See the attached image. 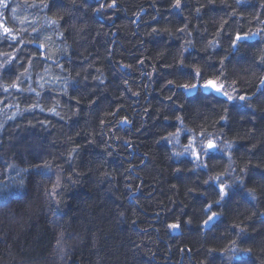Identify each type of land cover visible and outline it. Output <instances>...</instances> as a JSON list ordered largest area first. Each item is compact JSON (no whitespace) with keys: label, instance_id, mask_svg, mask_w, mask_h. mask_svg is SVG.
Wrapping results in <instances>:
<instances>
[{"label":"trees","instance_id":"trees-1","mask_svg":"<svg viewBox=\"0 0 264 264\" xmlns=\"http://www.w3.org/2000/svg\"><path fill=\"white\" fill-rule=\"evenodd\" d=\"M3 3L0 264H264V0Z\"/></svg>","mask_w":264,"mask_h":264},{"label":"snow or ice","instance_id":"snow-or-ice-1","mask_svg":"<svg viewBox=\"0 0 264 264\" xmlns=\"http://www.w3.org/2000/svg\"><path fill=\"white\" fill-rule=\"evenodd\" d=\"M116 4V0H112V3L108 5V7H115ZM0 5H2L4 8H7L8 5L6 3H3V0H0ZM42 6L43 7H48L47 3H43L42 0ZM177 7L180 6V0H176V5ZM104 7V5H101V8ZM100 9H97V11H99ZM256 19H259V17H256ZM0 29H2V34L6 39H16V36L13 34V31L7 27H4L3 24V20H0ZM262 33H264V28H259L256 32H249L247 34L241 35L239 33H236L234 36L230 37L231 41H232V47L233 49L237 48V45L241 42H243L244 40H250L256 36L261 35ZM7 55V54H5ZM261 62L264 63V56H262L261 58ZM11 59H7L5 61H3L2 63H0V67L3 68H7L8 65L11 64ZM180 64L183 65V61H180ZM200 77H201V73L200 70L197 68L194 70L193 72V79L196 80L197 82L195 83H183L178 85L179 87L183 88L186 92H195V91H204V92H209V91H214L216 94L222 96L225 98L226 102H244L245 107L251 106L250 102L252 100V97L250 96H246V95H232L229 94L228 91L225 90V86L222 82H219L216 79H212V78H208L203 80V82H200ZM169 84H174V81H169ZM259 85L260 87H264V77H261V79L259 80ZM16 86V85H14ZM259 90V89H258ZM222 119H227V117H221ZM201 135H203V133H201ZM205 139L207 140V143L205 144L204 140L200 141L199 147L201 152H203V154L205 156L209 155V150H217V144L214 143V141L211 139L210 136L205 137ZM195 138H193V141H190L189 145L185 148L186 152H191L193 155H195L197 158H199L200 156V152H197L195 150ZM228 147H231V145H228ZM37 169L44 167V168H48L49 166L47 164L41 166V165H36L35 166ZM206 167V165H205ZM246 171V169L244 170ZM40 174V173H38ZM210 180H215V181H219L220 178L219 176L217 177H210ZM59 181H57V185H58ZM205 183H208V181H205ZM241 183H243L241 181ZM57 185H53L51 190H47L48 194L51 196H55L56 195V187ZM20 189H23L24 187V182L20 181L19 184ZM220 187V192H219V196L220 199L217 200L215 203L219 204L221 200L224 199V196L227 195V193L225 192V187H231L230 185H225L223 182L220 183L219 185ZM247 194L249 195V197L251 199H255V189H246ZM20 192H0V205H4L6 206L7 201L14 197V196H19ZM213 208L212 204H207L204 211L209 213L208 218L204 221V224L207 225L210 221H212L216 216L217 213L215 211H211V209ZM170 228L172 229H178L180 227L179 224H171L169 225ZM241 231H244L243 229H241ZM59 243V242H58ZM235 243V242H233ZM244 251L250 252L251 249H246ZM233 252H235V249H233Z\"/></svg>","mask_w":264,"mask_h":264},{"label":"rangeland","instance_id":"rangeland-1","mask_svg":"<svg viewBox=\"0 0 264 264\" xmlns=\"http://www.w3.org/2000/svg\"><path fill=\"white\" fill-rule=\"evenodd\" d=\"M257 37V36H256ZM256 37H254V38H256ZM253 39V38H252ZM216 218H217V216L212 220V221H210L208 224H207V226L208 225H210L214 220H216ZM174 230H177V229H174Z\"/></svg>","mask_w":264,"mask_h":264},{"label":"water","instance_id":"water-1","mask_svg":"<svg viewBox=\"0 0 264 264\" xmlns=\"http://www.w3.org/2000/svg\"><path fill=\"white\" fill-rule=\"evenodd\" d=\"M210 151H214V150H210Z\"/></svg>","mask_w":264,"mask_h":264}]
</instances>
